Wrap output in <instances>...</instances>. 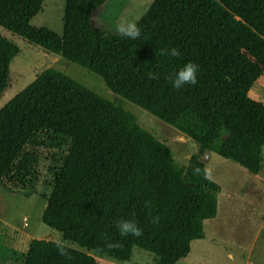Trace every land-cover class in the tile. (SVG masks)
I'll return each instance as SVG.
<instances>
[{"label":"trees","instance_id":"16d2710c","mask_svg":"<svg viewBox=\"0 0 264 264\" xmlns=\"http://www.w3.org/2000/svg\"><path fill=\"white\" fill-rule=\"evenodd\" d=\"M106 1L66 0L60 36L31 24L44 0H0V27L95 73L199 150L179 164L122 103L46 69L0 110V185L38 129L70 137L42 221L83 251L36 239L23 264H98L91 253L129 262L134 248L177 264L218 215L205 152L262 170L264 103L249 93L264 75V0H155L119 34L94 26ZM20 52L0 34V98Z\"/></svg>","mask_w":264,"mask_h":264},{"label":"rangeland","instance_id":"374dc122","mask_svg":"<svg viewBox=\"0 0 264 264\" xmlns=\"http://www.w3.org/2000/svg\"><path fill=\"white\" fill-rule=\"evenodd\" d=\"M155 0H107L93 14L97 30L111 34L132 31ZM66 0H44L42 11L32 20L37 28L63 34ZM0 34L20 47L11 63L12 79L0 98V110L49 68L57 69L92 91L132 112L141 127L171 148L176 162L188 166L199 145L171 125L112 92L95 73L62 55L43 51L0 27ZM249 96L264 103V75ZM73 140L63 134L38 129L0 185V264H23L33 240H47L83 251L47 227L43 214L54 183L72 149ZM220 146V145H219ZM219 148V147H218ZM264 154V153H263ZM209 177L219 184V210L205 222V238L192 243L189 255L177 264H264V155L260 174L249 173L214 151L202 158ZM98 264H156L157 257L134 248L129 262L97 256Z\"/></svg>","mask_w":264,"mask_h":264}]
</instances>
